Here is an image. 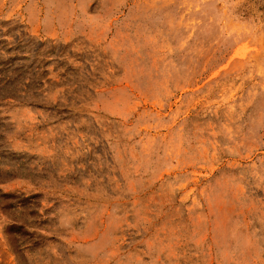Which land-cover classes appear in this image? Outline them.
<instances>
[{
  "label": "rangeland",
  "instance_id": "rangeland-1",
  "mask_svg": "<svg viewBox=\"0 0 264 264\" xmlns=\"http://www.w3.org/2000/svg\"><path fill=\"white\" fill-rule=\"evenodd\" d=\"M0 264H264V0H0Z\"/></svg>",
  "mask_w": 264,
  "mask_h": 264
}]
</instances>
